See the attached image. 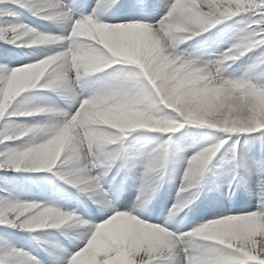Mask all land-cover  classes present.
I'll return each instance as SVG.
<instances>
[{
	"label": "snow or ice",
	"instance_id": "obj_1",
	"mask_svg": "<svg viewBox=\"0 0 264 264\" xmlns=\"http://www.w3.org/2000/svg\"><path fill=\"white\" fill-rule=\"evenodd\" d=\"M8 3H15L39 18L61 22L67 28L64 34H55L41 33L22 21L0 26V39L6 43L21 42L14 41L13 36L24 31L39 37L40 42L35 46H52L38 51L36 55L44 58L33 63L15 68L0 63V105L4 107L0 116V126L4 129L0 132V170L19 171L23 169L17 168L20 161H30L47 170L55 167L57 175L67 182L82 185V190L103 197L106 194L101 179L123 149H117L110 159H97L96 163L89 164L93 154L84 159L81 148L86 152L90 147L94 153L99 143L123 142L130 132L125 128L124 119L128 110H148L158 118V125L149 130L158 133H174L185 124L205 125L228 134L264 129V82L209 75L211 69L224 72L229 62L234 63L257 48L260 49L257 62L264 64V0H243L239 6L234 5L231 13L223 10L226 0H171L165 6L166 13L154 23L133 19L116 24L105 22L106 14L124 9L146 13L154 5L150 0L124 3L98 0L90 14L76 18V10L91 5L83 0H72L71 5L63 0H0V15L5 14L3 8ZM241 14L249 24L242 30L244 35L214 61L199 59L198 52L187 51L180 55L179 48L169 55L165 50L167 41L177 35L183 38L177 41L180 46L185 38L190 39L222 20ZM196 24L200 26L194 28ZM61 64H67L66 72L57 71ZM118 65L136 67L113 68L117 75L109 87L84 98L74 114L61 112L62 122L45 129L14 128L7 122L8 117L54 111L44 107L23 110L18 98L28 90L37 87L59 90L70 80L75 84L81 76ZM204 78L210 82L203 83ZM37 136L39 141L34 139ZM230 138H221L219 143L192 157L181 193L189 183H199L209 162ZM170 142L169 136L156 150L145 175L164 166ZM231 163L234 170L239 166L235 155ZM102 165L99 176L92 172ZM247 168L260 179L261 203L257 211L225 215L189 233L176 234L166 227L145 222L132 212L110 208L113 214L103 222H83L90 237L86 238V246L74 254L65 253L57 264H264V163L259 167L249 164ZM67 169L74 171L68 174ZM98 203L108 201L102 199ZM36 205L49 207L8 196L0 198V224L29 230L47 228L38 227L29 219L34 214L33 209L39 210ZM179 210L180 207L173 209L174 212ZM59 213L67 222L80 219L70 212L59 210ZM116 229L122 230V239L111 238L110 230ZM193 237H199L204 243L196 249L188 248L186 245ZM0 264L43 262L22 249L6 246L0 249Z\"/></svg>",
	"mask_w": 264,
	"mask_h": 264
},
{
	"label": "bare ground",
	"instance_id": "obj_2",
	"mask_svg": "<svg viewBox=\"0 0 264 264\" xmlns=\"http://www.w3.org/2000/svg\"><path fill=\"white\" fill-rule=\"evenodd\" d=\"M63 2L67 5L72 4V0H63ZM83 2L91 7L76 10L74 13L76 18L80 15L90 14L97 6L98 0H83ZM121 2L124 3L126 0H121ZM150 2L154 7L146 13L139 12L142 15H133L124 9L106 14L105 22L116 24L142 19L154 23L166 13L165 6L171 0H150ZM9 10L17 11L18 16L26 21H24L26 25L32 26L41 33L64 34L66 31L67 25L39 18L15 3H8L4 6V13H8ZM245 20L244 14L222 20L220 24L199 35L190 39L185 38L179 48L182 51L198 52L199 59L203 61H214L244 35L242 30L249 26ZM18 22L20 21L14 17L0 15V26H11ZM48 47L52 46H33L18 50L15 48V44L6 43L4 39H0V63L8 61L10 58L12 61L9 66L12 68L33 63L38 58H44L37 56L36 53L44 51ZM20 55L23 56L18 59ZM259 56L260 49L257 48L249 51L236 62H229L230 66L223 72L224 78L232 80L247 78L253 83L264 82V64L257 62ZM135 67L134 65L112 66V68L103 69L98 73L81 76L75 84L70 80L67 86L59 90L43 87L30 89L18 98L23 110L34 111L44 107L54 109V111L40 112L31 117H8L7 122L14 128L31 126L41 129L49 128L63 120L60 115L62 111L57 107H64L66 93L85 88L74 106L71 107L72 114H74L84 98L102 93L109 87L117 75L113 72V68L132 69ZM67 106L69 105L67 104ZM3 112L4 107L0 105V116L3 115ZM2 131L4 129L0 126V132ZM169 136L171 142L165 154L164 166L157 167L155 172L145 175L148 162ZM229 136L231 138L227 139V142L205 168L199 178V183H189L186 191L181 193V187L186 183L185 177L188 174L189 162L192 157L219 143L221 138ZM34 139L39 141V136ZM121 148L123 152L116 156L111 166L108 167L107 174L101 179V186L106 194L103 197L94 196L91 191L82 190V185L78 187L67 182L57 175L55 167L52 170L41 171L0 170V198L6 197L3 193L5 189L13 188L16 195L10 198L56 207L80 218L68 221L59 228L48 227L35 230L0 224V249L6 246L22 249L41 260L43 264H57L58 259L65 253L74 254L75 251L86 246V238L90 237L87 236V225L83 222L87 221L92 224L103 222L113 214L110 208L132 212L139 219L152 224L167 215L168 219L161 221L163 225H155L166 227L168 231L176 234H186L214 219L222 218L225 215L254 212L260 206V179L257 175L249 172L247 165L259 167L264 163V129H258L252 133L230 134L223 133L220 129L196 124H185L174 133L136 129L126 134L123 142L118 141L115 144L105 145L102 150L96 149L88 163H96L97 159L101 161L110 159L111 155ZM234 155L239 164L235 170L231 163ZM101 171H103V165L101 169L92 170L98 176ZM108 180L115 184L108 186ZM127 182L134 183L136 189L133 190L131 186H126ZM158 183L166 195L172 190L174 191L175 203L170 207H168V203L150 202L152 199L155 200L158 195L157 192L156 194L152 192ZM120 185L121 187H119ZM102 199H106L108 203H98ZM85 204L89 207L84 206ZM177 207H180V210L174 212L173 209ZM184 209H186L187 215L180 218ZM155 211L157 212L155 213ZM202 213L205 216L199 219H190L191 217H189V215ZM176 219L181 220V224L178 226L173 223ZM192 223L195 225L187 232H183V228ZM110 235L113 240H119L122 239L123 232L119 229L110 230ZM201 243L204 241L199 237H193L186 246L196 249ZM184 246L182 245V247Z\"/></svg>",
	"mask_w": 264,
	"mask_h": 264
},
{
	"label": "clouds",
	"instance_id": "obj_3",
	"mask_svg": "<svg viewBox=\"0 0 264 264\" xmlns=\"http://www.w3.org/2000/svg\"><path fill=\"white\" fill-rule=\"evenodd\" d=\"M243 3V0H226V3L224 4L223 10L225 12L231 13L234 10V5L239 6ZM199 24L194 25L193 27H199ZM13 40H19L21 41L22 47H33L37 45L40 40L39 37L33 33V32H24L20 31L14 34ZM183 38L179 35L176 36L175 39H169L165 45V50L169 55H172L179 51V44L177 41H182ZM184 52H187V50L180 51V55H183ZM35 66V65H34ZM207 67V66H206ZM68 69L67 64H61L58 66L57 71L58 72H66ZM209 75L213 77H223V70L222 69H211L209 71ZM210 81L207 78L203 79V83H209ZM124 119L126 121L125 128L129 131L136 130V129H149L156 127L158 125V118L152 116L150 112L146 109H138V110H128L124 113ZM107 135V134H106ZM117 141L112 140L108 143H99L97 149H103L105 145L109 144H115ZM81 153L83 155L84 159H87L90 155L93 153L91 152V149H89L85 152L83 148H81ZM17 168H23L25 170L29 171H41V170H47L43 168L41 165L32 163L30 161H20L17 164ZM68 174H72L74 169H67L66 170ZM36 209H39L38 211L33 209L32 211L34 214L29 217L31 222L35 225L43 226V227H60L61 225L67 223V221L64 219V217L59 213V210L55 207H40V205H36Z\"/></svg>",
	"mask_w": 264,
	"mask_h": 264
}]
</instances>
